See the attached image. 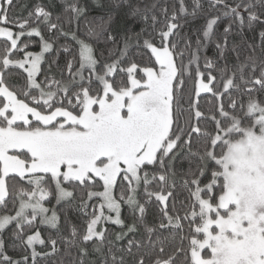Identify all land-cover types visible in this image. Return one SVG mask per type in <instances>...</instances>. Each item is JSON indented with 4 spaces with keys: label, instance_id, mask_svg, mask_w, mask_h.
I'll return each instance as SVG.
<instances>
[{
    "label": "trees",
    "instance_id": "obj_1",
    "mask_svg": "<svg viewBox=\"0 0 264 264\" xmlns=\"http://www.w3.org/2000/svg\"><path fill=\"white\" fill-rule=\"evenodd\" d=\"M2 27L19 37L15 47L0 37V83L44 113L64 108L81 114L86 97L101 98L105 83L128 89L133 67L145 81L146 69L159 66L153 47L171 49L177 72L162 146L153 161L140 165L136 179L123 169L116 180L118 224L87 238L101 211L100 177L9 173L0 221L19 213L36 189L30 177L35 174L47 192L50 212L43 213L57 224L42 221V214L31 218L35 211L26 210L30 221H13L0 233V264H195L194 240L204 236L201 200L219 203L227 189L223 158L249 130L261 132L251 108L264 107V0H2ZM80 42L92 47L94 66H84ZM45 43L50 49L32 86L28 70L6 58H26ZM200 80L210 84L209 91L198 92ZM6 104L0 95V110ZM9 126L39 130L60 122H13L0 114V127ZM19 154L32 158L27 150ZM59 181L70 197L60 199ZM113 214L108 222L116 220ZM35 234L41 240L32 245Z\"/></svg>",
    "mask_w": 264,
    "mask_h": 264
},
{
    "label": "rangeland",
    "instance_id": "obj_2",
    "mask_svg": "<svg viewBox=\"0 0 264 264\" xmlns=\"http://www.w3.org/2000/svg\"><path fill=\"white\" fill-rule=\"evenodd\" d=\"M0 37L11 39L15 47L19 36L2 27ZM80 45L84 66H94L92 47L84 42ZM49 49L50 45L45 43L39 52L23 59L6 58V62L26 68L32 86H37L36 76ZM153 51L159 66L146 69L145 81L135 76L136 68L133 67L128 89L116 91L110 83H105L101 98L86 97L81 114L64 108L51 113L41 112L18 99L0 83V95L7 102L0 114L10 121L27 122L34 118L46 125L60 122L57 128L39 130L0 127V201L6 195V176L9 173L29 175L50 171L56 178L63 176L79 180L97 176L103 179L105 189L101 211L92 221L87 238L100 237L110 223L118 224L121 218L116 210L119 205L121 208V204L114 197L118 175L124 169L127 177L136 179L140 165L155 158L171 127L172 88L177 68L169 47H153ZM140 87L143 88L139 90ZM209 90L210 84L200 80L198 92ZM110 93H113L112 99L108 98ZM96 104L98 108H95ZM251 112L257 115L256 123L261 132L249 130L242 140L231 145L223 158L227 189L219 203L201 200L204 222L199 230L204 236L194 240L192 259L195 264H264V107L253 105ZM66 125L72 127H64ZM21 150H27L32 157L30 161L19 154ZM34 175L30 177L36 184L35 191L24 199L19 213L1 219L0 233L13 221H30L26 210L35 211L31 218H39L42 214V221L47 220L51 225L56 221L54 225L57 224L52 214L45 216L50 212L44 204L47 192L41 185V176ZM59 193L61 200L71 196L60 181ZM162 198L165 202L166 198ZM134 201L131 202L133 205ZM111 212L116 220L108 222ZM106 213H110L109 218ZM100 217L105 223L103 229L98 227ZM40 240L37 234L29 239L32 245ZM205 249L211 250L210 257L204 256Z\"/></svg>",
    "mask_w": 264,
    "mask_h": 264
},
{
    "label": "crops",
    "instance_id": "obj_3",
    "mask_svg": "<svg viewBox=\"0 0 264 264\" xmlns=\"http://www.w3.org/2000/svg\"><path fill=\"white\" fill-rule=\"evenodd\" d=\"M156 58H157V57H156ZM110 94H113V93H110ZM22 148H25V147H21V149H22ZM154 156H155V155H154ZM151 159H152V161H153L154 157H153V158H151ZM147 162H149V161H147Z\"/></svg>",
    "mask_w": 264,
    "mask_h": 264
}]
</instances>
